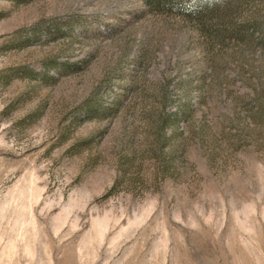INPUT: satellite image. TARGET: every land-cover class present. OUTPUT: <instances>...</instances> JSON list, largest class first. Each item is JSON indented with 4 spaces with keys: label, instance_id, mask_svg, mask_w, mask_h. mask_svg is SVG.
<instances>
[{
    "label": "rangeland",
    "instance_id": "1",
    "mask_svg": "<svg viewBox=\"0 0 264 264\" xmlns=\"http://www.w3.org/2000/svg\"><path fill=\"white\" fill-rule=\"evenodd\" d=\"M0 264H264V0H0Z\"/></svg>",
    "mask_w": 264,
    "mask_h": 264
},
{
    "label": "trees",
    "instance_id": "2",
    "mask_svg": "<svg viewBox=\"0 0 264 264\" xmlns=\"http://www.w3.org/2000/svg\"><path fill=\"white\" fill-rule=\"evenodd\" d=\"M222 0H145L150 10L176 13L187 18L199 19L211 15Z\"/></svg>",
    "mask_w": 264,
    "mask_h": 264
}]
</instances>
